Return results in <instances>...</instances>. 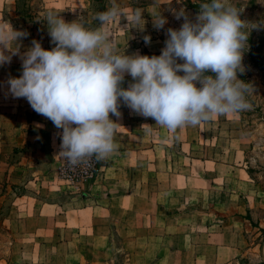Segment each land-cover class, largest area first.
<instances>
[{"label":"rangeland","instance_id":"obj_1","mask_svg":"<svg viewBox=\"0 0 264 264\" xmlns=\"http://www.w3.org/2000/svg\"><path fill=\"white\" fill-rule=\"evenodd\" d=\"M113 2L125 16L140 9L144 19L134 24L120 16L105 26L119 53L141 54L146 49L158 56L165 47L167 30H179L184 22L176 14L183 9L188 19L195 22L202 0H0V23L9 22L15 29L28 33L22 38L21 52L31 46L33 39L41 42L45 50H51L55 45L45 21L50 12L60 14L66 22L78 20L86 28L97 29L101 27L97 14L108 10ZM231 3L242 10V20L257 25L250 31L243 53L245 71L238 73L239 79L251 84L247 94L251 108L169 130L121 104L122 115L117 118L110 114V119L119 124L114 140L127 142L128 147H116L111 159L121 162L124 158V166L140 171L142 168L131 164L125 152L137 154L149 140L172 139L175 146L167 145L162 152L176 161L178 171L181 164L188 162L191 151L197 159H217L223 163L232 160L238 164L242 177L234 195L228 191L232 190L231 181H226V188L219 182L222 189L179 187L171 210L167 209L165 214H175L178 234L194 235L198 242L205 241L201 234L221 235L235 230L242 238L241 264H264V233L260 231L264 230V0ZM159 12L167 23L157 30L153 17ZM145 36H150V43L145 44ZM21 73L18 55L12 56L10 64L0 66V264L39 262L42 257L37 252L44 243L34 238H41L48 231L36 221L37 208L87 198L95 179L106 171L108 161H100L99 171L89 182L76 184L63 179L65 160L58 154L61 139L57 134L62 129L37 114L25 98L7 94L9 76L19 77ZM130 82L131 76L126 74L121 86L127 88ZM207 167H194L193 176L202 170L212 172L211 166ZM205 184L208 186V182ZM161 201L165 203L164 198ZM166 206L169 208V204Z\"/></svg>","mask_w":264,"mask_h":264},{"label":"clouds","instance_id":"obj_2","mask_svg":"<svg viewBox=\"0 0 264 264\" xmlns=\"http://www.w3.org/2000/svg\"><path fill=\"white\" fill-rule=\"evenodd\" d=\"M241 11L231 0H202L192 22L181 9L176 14L184 18L180 29L169 28L161 54L151 57L119 53L105 27L125 16L115 2L97 14V29L50 12L45 21L55 45L51 50L33 39L21 52L28 33L0 23V66L10 64L14 55L22 63L21 75L6 81L7 94L25 98L37 114L62 129L58 154L70 166L103 160L115 151L119 124L110 114L119 118L121 104L169 130L248 110L251 84L238 73L245 71L243 53L257 25L242 20ZM125 18L134 24L144 21L140 9ZM166 23L160 12L153 17L157 30ZM150 39L145 36V44ZM126 74L132 78L127 88L121 86Z\"/></svg>","mask_w":264,"mask_h":264},{"label":"crops","instance_id":"obj_3","mask_svg":"<svg viewBox=\"0 0 264 264\" xmlns=\"http://www.w3.org/2000/svg\"><path fill=\"white\" fill-rule=\"evenodd\" d=\"M114 141L116 147H128L127 142ZM148 142L137 154L125 152L127 160L142 170L124 166V158L112 161L113 152L102 160H108L106 171L95 179L87 198L37 208L36 221L48 233L34 238L44 243L37 252L42 258L35 264H241L242 238L235 230L201 234L205 241L198 242L194 235L178 234L175 214L165 211L171 210L179 187L222 189L231 181L228 191L234 195L242 169L232 160L197 159L191 151L178 171L176 161L162 152L167 145L175 146L172 139ZM199 165L205 169L210 165L212 172L202 170L193 176Z\"/></svg>","mask_w":264,"mask_h":264},{"label":"built area","instance_id":"obj_4","mask_svg":"<svg viewBox=\"0 0 264 264\" xmlns=\"http://www.w3.org/2000/svg\"><path fill=\"white\" fill-rule=\"evenodd\" d=\"M100 161L93 158L77 166H70L65 160V164L63 165V173L65 176H63V179L76 184L89 182L99 171Z\"/></svg>","mask_w":264,"mask_h":264},{"label":"trees","instance_id":"obj_5","mask_svg":"<svg viewBox=\"0 0 264 264\" xmlns=\"http://www.w3.org/2000/svg\"><path fill=\"white\" fill-rule=\"evenodd\" d=\"M141 55H147V56H149V57H151L152 55H156V56H157L156 53L149 52V51H147L146 49H143V50L141 51ZM247 219H249V218H247ZM260 231L264 233V230H263V229L260 230ZM263 236H264V235H263Z\"/></svg>","mask_w":264,"mask_h":264}]
</instances>
